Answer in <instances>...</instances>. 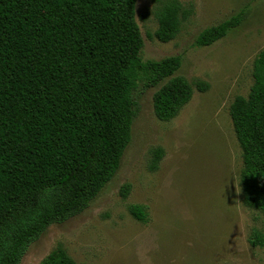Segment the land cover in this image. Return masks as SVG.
I'll use <instances>...</instances> for the list:
<instances>
[{
    "label": "trees",
    "instance_id": "obj_1",
    "mask_svg": "<svg viewBox=\"0 0 264 264\" xmlns=\"http://www.w3.org/2000/svg\"><path fill=\"white\" fill-rule=\"evenodd\" d=\"M137 0H0V264H21L30 245L52 224L87 209L118 171L136 117L139 81L161 86L156 116L173 119L194 88L176 72L181 55L143 60ZM160 2L156 37L174 39L194 12L181 0ZM246 10L204 28L195 45L209 46L237 28ZM147 13L143 16L146 19ZM247 96L230 107L242 148L244 203L264 214V48ZM162 148L153 150L157 168ZM126 183L121 194L130 190ZM130 213L146 221V207ZM249 242L264 246L254 229ZM40 264H77L58 246Z\"/></svg>",
    "mask_w": 264,
    "mask_h": 264
},
{
    "label": "rangeland",
    "instance_id": "obj_2",
    "mask_svg": "<svg viewBox=\"0 0 264 264\" xmlns=\"http://www.w3.org/2000/svg\"><path fill=\"white\" fill-rule=\"evenodd\" d=\"M181 1L194 12L168 42L155 35L160 2L136 1L141 56L181 55L176 74L205 80L209 89L195 87L191 100L164 121L153 102L161 84L139 81L131 142L115 176L87 209L50 225L21 264H40L58 246L77 264H264V246L249 242L254 229L264 232V214L243 201L242 148L230 114L235 97L247 96L254 84V62L264 48V0ZM241 9L246 15L237 28L212 45H195L204 28ZM157 148L163 157L152 169ZM132 204L146 207V221L130 213Z\"/></svg>",
    "mask_w": 264,
    "mask_h": 264
}]
</instances>
